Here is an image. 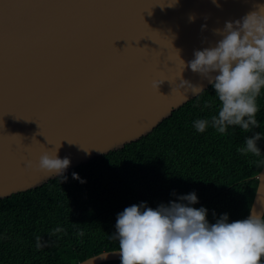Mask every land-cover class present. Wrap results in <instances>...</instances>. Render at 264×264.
<instances>
[{
	"label": "water",
	"instance_id": "95a60500",
	"mask_svg": "<svg viewBox=\"0 0 264 264\" xmlns=\"http://www.w3.org/2000/svg\"><path fill=\"white\" fill-rule=\"evenodd\" d=\"M259 5L264 0H0V198L57 177L35 167L46 150L60 145L58 157L70 160L65 173L150 132L196 96L191 85L211 84L187 67L194 51L214 46L215 29ZM152 81L163 82L157 89ZM255 178L248 215L264 207V165ZM112 259L118 249L75 264Z\"/></svg>",
	"mask_w": 264,
	"mask_h": 264
},
{
	"label": "trees",
	"instance_id": "16d2710c",
	"mask_svg": "<svg viewBox=\"0 0 264 264\" xmlns=\"http://www.w3.org/2000/svg\"><path fill=\"white\" fill-rule=\"evenodd\" d=\"M257 102L259 127L250 132L229 126L220 134L211 123L198 132L194 121L218 114L220 102L210 84L139 139L63 173L66 180L57 176L0 198V264H75L118 249L111 236L124 208L141 202L152 208L169 201L187 204L178 196L192 192L198 199L190 206L206 208L209 223L225 213L229 222L246 218L255 175L264 165V88ZM254 132L262 136L261 154H241L245 137Z\"/></svg>",
	"mask_w": 264,
	"mask_h": 264
},
{
	"label": "clouds",
	"instance_id": "9594fccd",
	"mask_svg": "<svg viewBox=\"0 0 264 264\" xmlns=\"http://www.w3.org/2000/svg\"><path fill=\"white\" fill-rule=\"evenodd\" d=\"M214 32L221 39L214 46L195 50L187 67L212 84L220 102L218 114L210 121L198 119L193 126L198 132H204L209 123L220 134L229 126L250 132L259 127L257 99L264 88V5L240 20L226 21L223 29ZM162 82L152 81V87L159 89ZM185 82L189 84L183 80L181 84ZM191 86L196 95L203 91ZM261 137L259 132L245 137V147L238 151L259 156L257 141ZM59 147L44 151L35 167L66 180L63 173L70 160L58 157ZM72 176L85 182L76 173ZM197 199L192 192L178 196L187 204L169 201L152 208L141 202L119 212L111 238L118 241L120 264H264V207L260 211L252 208L244 219L229 222L225 213L209 223L206 208L190 206Z\"/></svg>",
	"mask_w": 264,
	"mask_h": 264
}]
</instances>
